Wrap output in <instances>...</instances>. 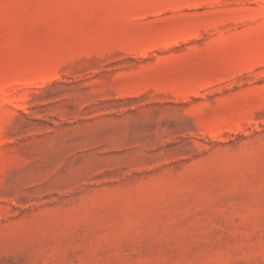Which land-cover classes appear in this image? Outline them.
<instances>
[{
    "label": "rangeland",
    "instance_id": "rangeland-1",
    "mask_svg": "<svg viewBox=\"0 0 264 264\" xmlns=\"http://www.w3.org/2000/svg\"><path fill=\"white\" fill-rule=\"evenodd\" d=\"M0 264H264V0H0Z\"/></svg>",
    "mask_w": 264,
    "mask_h": 264
}]
</instances>
